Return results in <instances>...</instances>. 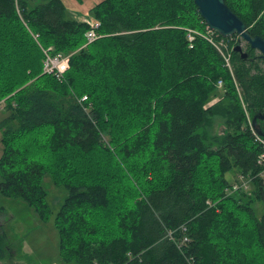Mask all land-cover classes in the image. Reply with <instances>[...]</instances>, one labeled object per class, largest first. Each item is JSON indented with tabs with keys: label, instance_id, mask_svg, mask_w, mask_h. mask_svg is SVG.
<instances>
[{
	"label": "trees",
	"instance_id": "obj_1",
	"mask_svg": "<svg viewBox=\"0 0 264 264\" xmlns=\"http://www.w3.org/2000/svg\"><path fill=\"white\" fill-rule=\"evenodd\" d=\"M193 2L0 0V195L52 220L66 264H264V59L189 47L182 27L206 30ZM225 2L264 37V0ZM73 11L99 22L88 44ZM49 46L69 55L62 79ZM239 174L249 188L227 193Z\"/></svg>",
	"mask_w": 264,
	"mask_h": 264
},
{
	"label": "rangeland",
	"instance_id": "obj_2",
	"mask_svg": "<svg viewBox=\"0 0 264 264\" xmlns=\"http://www.w3.org/2000/svg\"><path fill=\"white\" fill-rule=\"evenodd\" d=\"M97 0H83L85 5L80 6L81 12H87L86 7L93 5ZM76 13V11H73ZM79 19L86 17L83 14L75 15ZM86 18H89L88 16ZM184 30L191 27H182ZM196 29V28H193ZM198 30V29H196ZM199 31V30H198ZM201 32V31H200ZM86 33V32H85ZM86 36V35H85ZM237 37V36H236ZM235 37V39H236ZM246 41L241 39L242 47L246 48ZM87 44V42L85 43ZM256 53H259L256 50ZM67 55V54H64ZM69 57V55H68ZM1 115V112H0ZM218 120L214 118L210 130L214 131L218 128ZM2 144L0 142V153ZM229 175V174H228ZM233 175H229L231 179ZM50 200L56 204L61 197V191L50 188ZM256 213L260 215L264 210L262 201L255 204ZM0 226L1 230L10 237V247L14 260L0 262V264H66L61 261L57 250V231L52 220L49 219L46 223H41L37 220V215L32 207L19 199H12L0 195ZM19 244L18 247L16 245Z\"/></svg>",
	"mask_w": 264,
	"mask_h": 264
},
{
	"label": "built area",
	"instance_id": "obj_3",
	"mask_svg": "<svg viewBox=\"0 0 264 264\" xmlns=\"http://www.w3.org/2000/svg\"><path fill=\"white\" fill-rule=\"evenodd\" d=\"M82 20L88 22L90 24V28L86 31V33H84L86 35V39H87V44L91 41H93L95 38H97L99 35L97 33H95V28L99 26V22L98 21H94V20H90V18H86L84 17ZM206 30L203 32H200L196 29H192V28H187L186 29V38L188 40V46L192 47L193 46V41L196 35H200L203 38H205L207 40V42H210L211 44H213L218 51L220 52V55L223 56L225 64L228 66V68L231 67V63H230V55H231V49H233V40L235 39V37H231L230 39H224V38H219L218 36V32L210 29L209 26L206 25ZM231 36V35H230ZM225 37V36H224ZM228 37V36H226ZM230 44V46H229ZM45 53V58L42 61L43 62V71L44 72H49L52 74H55V76L58 79H62V76L67 69L69 67V57L68 55H64L62 53H53L51 51V46L47 47L46 49L43 50ZM231 69V68H230ZM217 85L221 86L222 85V81L221 79H219L217 81ZM87 99V95H83L81 96V98L79 100H85ZM244 106V104H243ZM247 114V112H246ZM248 120H249V116L247 114ZM249 124L251 125V120H249ZM252 127V125H251ZM251 133H253L254 135V139L260 144V148H259V152L257 154L256 159V163L260 166V171L258 173V175H260L261 177L264 178V136L262 134H259L256 132L255 129H253L252 127V131ZM251 177L244 175V174H239L237 175V179L234 180L231 185H229L226 188V192L229 193L233 190H236L238 188H242V189H248L249 188V181H250Z\"/></svg>",
	"mask_w": 264,
	"mask_h": 264
},
{
	"label": "water",
	"instance_id": "obj_4",
	"mask_svg": "<svg viewBox=\"0 0 264 264\" xmlns=\"http://www.w3.org/2000/svg\"><path fill=\"white\" fill-rule=\"evenodd\" d=\"M193 3L197 6L199 16L210 29L225 37L233 36V34L239 36L233 45V50L238 52L242 59L248 58V51L242 47L241 39L246 41L251 48L258 50L259 55L264 59V37L259 34H250L246 22L231 10L225 0H194ZM258 118L264 120V112L254 114L251 118L252 123L254 124Z\"/></svg>",
	"mask_w": 264,
	"mask_h": 264
},
{
	"label": "crops",
	"instance_id": "obj_5",
	"mask_svg": "<svg viewBox=\"0 0 264 264\" xmlns=\"http://www.w3.org/2000/svg\"><path fill=\"white\" fill-rule=\"evenodd\" d=\"M13 254H14V253H12V255L10 256V258H12V260H14L15 258H17V256L13 258ZM6 260H7L6 258H5V259H0V262H2V263H3V262L6 263V262H5Z\"/></svg>",
	"mask_w": 264,
	"mask_h": 264
}]
</instances>
